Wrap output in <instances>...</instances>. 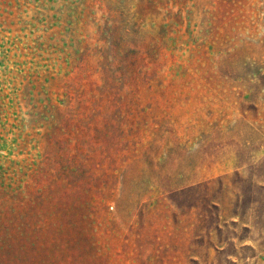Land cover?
I'll list each match as a JSON object with an SVG mask.
<instances>
[{
	"label": "rangeland",
	"instance_id": "obj_1",
	"mask_svg": "<svg viewBox=\"0 0 264 264\" xmlns=\"http://www.w3.org/2000/svg\"><path fill=\"white\" fill-rule=\"evenodd\" d=\"M0 264H264V0H0Z\"/></svg>",
	"mask_w": 264,
	"mask_h": 264
}]
</instances>
